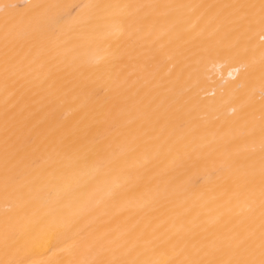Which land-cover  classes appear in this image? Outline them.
<instances>
[{
    "label": "bare ground",
    "instance_id": "6f19581e",
    "mask_svg": "<svg viewBox=\"0 0 264 264\" xmlns=\"http://www.w3.org/2000/svg\"><path fill=\"white\" fill-rule=\"evenodd\" d=\"M0 264H264V0H0Z\"/></svg>",
    "mask_w": 264,
    "mask_h": 264
}]
</instances>
